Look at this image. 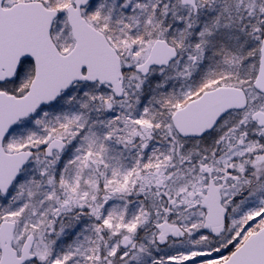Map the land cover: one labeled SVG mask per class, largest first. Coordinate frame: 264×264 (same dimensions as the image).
Returning a JSON list of instances; mask_svg holds the SVG:
<instances>
[{
	"label": "snow or ice",
	"instance_id": "snow-or-ice-1",
	"mask_svg": "<svg viewBox=\"0 0 264 264\" xmlns=\"http://www.w3.org/2000/svg\"><path fill=\"white\" fill-rule=\"evenodd\" d=\"M0 264H264V0H0Z\"/></svg>",
	"mask_w": 264,
	"mask_h": 264
}]
</instances>
